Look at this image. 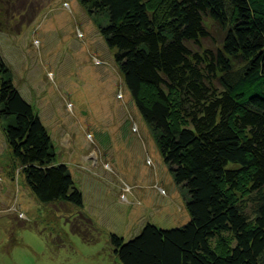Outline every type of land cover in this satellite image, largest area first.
<instances>
[{
	"label": "trees",
	"instance_id": "16d2710c",
	"mask_svg": "<svg viewBox=\"0 0 264 264\" xmlns=\"http://www.w3.org/2000/svg\"><path fill=\"white\" fill-rule=\"evenodd\" d=\"M79 1L116 51L190 215L177 228L147 223L129 240L111 233L115 255L122 264H264V0ZM209 21L224 35L204 48ZM0 120L36 199L83 209L70 168L1 56ZM78 223L89 241L92 220L80 213ZM225 235L233 244L222 249L215 241Z\"/></svg>",
	"mask_w": 264,
	"mask_h": 264
},
{
	"label": "rangeland",
	"instance_id": "374dc122",
	"mask_svg": "<svg viewBox=\"0 0 264 264\" xmlns=\"http://www.w3.org/2000/svg\"><path fill=\"white\" fill-rule=\"evenodd\" d=\"M0 56L50 132L84 208L43 204L26 185L0 120V264H122L109 235L190 221L186 200L79 0H0ZM213 48L223 31L208 22ZM22 213L24 216L20 215ZM83 213L87 240L74 231ZM84 223V222H81ZM224 249L230 236L217 240ZM214 242V243H215Z\"/></svg>",
	"mask_w": 264,
	"mask_h": 264
},
{
	"label": "built area",
	"instance_id": "2783aa9c",
	"mask_svg": "<svg viewBox=\"0 0 264 264\" xmlns=\"http://www.w3.org/2000/svg\"><path fill=\"white\" fill-rule=\"evenodd\" d=\"M22 217L24 216L22 213L20 214Z\"/></svg>",
	"mask_w": 264,
	"mask_h": 264
}]
</instances>
